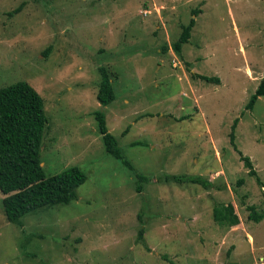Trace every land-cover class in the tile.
<instances>
[{"label":"rangeland","instance_id":"374dc122","mask_svg":"<svg viewBox=\"0 0 264 264\" xmlns=\"http://www.w3.org/2000/svg\"><path fill=\"white\" fill-rule=\"evenodd\" d=\"M263 52L264 0H0V87L23 80L41 96L43 173L85 174L75 199L14 222L0 201V264H264V96L244 108L264 80ZM99 67L115 94L105 106ZM94 111L120 159L105 153ZM227 203L236 222H214Z\"/></svg>","mask_w":264,"mask_h":264},{"label":"trees","instance_id":"16d2710c","mask_svg":"<svg viewBox=\"0 0 264 264\" xmlns=\"http://www.w3.org/2000/svg\"><path fill=\"white\" fill-rule=\"evenodd\" d=\"M19 10L15 7L9 14ZM193 10L192 13H196ZM194 19L190 18L181 26L176 40L171 43V49L179 54L181 44L188 41ZM264 53V52H263ZM264 67V55H263ZM192 78L218 84L216 76H207L190 72ZM258 96H264V80L260 79L257 87L250 94L244 108H252ZM115 97L109 76L103 67H99V82L95 98L102 106L109 104ZM97 131L100 133L105 153L120 159V151L114 136L105 126L104 115L94 111ZM41 96L23 80L15 81L0 87V199L1 210L6 221H16L19 217L51 204H65L75 199V189L85 180V174L77 166H69L58 173L46 176L43 173L39 159V149L43 129L46 123ZM237 123L234 118L229 132V142L234 146L233 129ZM243 167L249 176H254L258 185H261L250 159L236 150ZM126 164V161H124ZM173 182H189L200 185L202 188L213 186V183L199 175L168 176ZM239 178L236 183H241ZM217 189H219L217 187ZM264 199V189L262 190ZM246 218L257 223L263 214L257 212L254 206L246 205ZM212 220L219 224H232L237 216L231 203L218 205L212 208ZM142 229H138L137 238L141 239Z\"/></svg>","mask_w":264,"mask_h":264},{"label":"crops","instance_id":"0c3cea01","mask_svg":"<svg viewBox=\"0 0 264 264\" xmlns=\"http://www.w3.org/2000/svg\"><path fill=\"white\" fill-rule=\"evenodd\" d=\"M249 236V235H248Z\"/></svg>","mask_w":264,"mask_h":264}]
</instances>
